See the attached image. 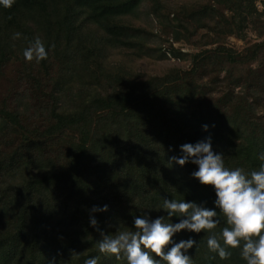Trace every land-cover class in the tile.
Listing matches in <instances>:
<instances>
[{
	"label": "trees",
	"instance_id": "trees-1",
	"mask_svg": "<svg viewBox=\"0 0 264 264\" xmlns=\"http://www.w3.org/2000/svg\"><path fill=\"white\" fill-rule=\"evenodd\" d=\"M173 1L0 6V264H84L92 257L127 264L123 255L99 252L90 215L112 235L132 230L145 213L178 223L181 217L166 216L164 199L215 208L214 188L191 175L198 166L168 163L185 143L211 136L232 169L264 163V0ZM142 12L169 43L192 47L189 54L167 48L183 66L146 75L121 63L125 54L155 53L131 25ZM248 31L259 41L241 50L226 45ZM15 32L20 39H12ZM36 36L48 58L27 62L23 51ZM104 205L107 212H90ZM215 210L213 231L220 233L226 218ZM209 235L184 230L173 239L197 241L187 253L194 264H246L241 248H228L224 260L211 252Z\"/></svg>",
	"mask_w": 264,
	"mask_h": 264
},
{
	"label": "clouds",
	"instance_id": "clouds-1",
	"mask_svg": "<svg viewBox=\"0 0 264 264\" xmlns=\"http://www.w3.org/2000/svg\"><path fill=\"white\" fill-rule=\"evenodd\" d=\"M14 3L15 0H0V6L6 9ZM21 36L20 32H15L12 39L18 40ZM48 55L40 36L29 41L23 51L27 62L39 63ZM202 127L208 131L207 124ZM180 151L182 155L171 156L168 163L172 165L174 162L181 167L187 163L198 166L191 175L201 185L214 188L215 208H208L204 203L164 199L162 208L166 216L169 219L181 217L178 223L169 222L163 215L153 219L145 213L134 217L132 230L117 229L112 235L105 234L95 216L90 215V226L101 236L97 244L99 252L114 255L117 259L123 255L127 264H161V261L166 264H194L192 256L187 253L197 245V241L191 237L179 242L173 239L186 230L195 234L209 232L207 247L222 260L231 257L228 248H241V257L246 264H264V163L258 170L250 172L241 167H227L224 154L213 150L211 136L196 143H185L180 146ZM259 159L264 161V152L259 154ZM215 209H219L226 218L227 226L220 233L213 231L220 223ZM107 211L108 205L93 206L90 210L91 213ZM153 254L159 259H155ZM98 261L99 257H92L84 264H98Z\"/></svg>",
	"mask_w": 264,
	"mask_h": 264
},
{
	"label": "rangeland",
	"instance_id": "rangeland-1",
	"mask_svg": "<svg viewBox=\"0 0 264 264\" xmlns=\"http://www.w3.org/2000/svg\"><path fill=\"white\" fill-rule=\"evenodd\" d=\"M181 0H174L171 2L173 5L181 4ZM194 2V0H188L185 2ZM167 6H170V2H166ZM258 9H261V5L256 3ZM133 28L138 30L137 35H140L141 38H146L147 44L149 47L154 48L155 53H151L152 57L149 58H141V59H133L130 56L122 55L119 58L121 63L130 67L132 70L137 71L140 74H160L164 73L171 67L176 66H183L186 63V60L178 61L175 58L168 56L167 52H169V44L173 49H177L180 53L189 54L193 51L192 47L180 43V42H172L167 40L168 37L162 33L161 26H158L156 23L151 22L149 17L145 16V14L140 13L137 17L133 20L132 24ZM147 34V35H145ZM259 41L253 35L252 32L248 31L244 40H238L233 37L226 38V45L235 49L241 50L246 45H249L253 42ZM164 52V57H160L159 53ZM167 54V55H166Z\"/></svg>",
	"mask_w": 264,
	"mask_h": 264
}]
</instances>
